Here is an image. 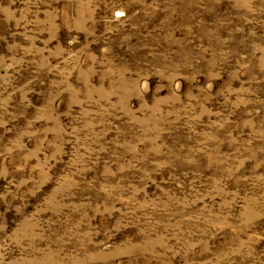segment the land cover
<instances>
[{
    "label": "rangeland",
    "instance_id": "1",
    "mask_svg": "<svg viewBox=\"0 0 264 264\" xmlns=\"http://www.w3.org/2000/svg\"><path fill=\"white\" fill-rule=\"evenodd\" d=\"M0 264H264V0H0Z\"/></svg>",
    "mask_w": 264,
    "mask_h": 264
}]
</instances>
